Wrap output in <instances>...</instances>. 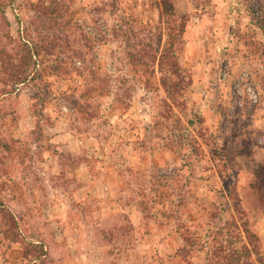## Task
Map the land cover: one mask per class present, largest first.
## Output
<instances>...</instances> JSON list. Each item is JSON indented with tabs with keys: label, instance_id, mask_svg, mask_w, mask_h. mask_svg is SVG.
<instances>
[{
	"label": "rangeland",
	"instance_id": "1",
	"mask_svg": "<svg viewBox=\"0 0 264 264\" xmlns=\"http://www.w3.org/2000/svg\"><path fill=\"white\" fill-rule=\"evenodd\" d=\"M163 1L0 0L9 22L0 17V51L41 45L45 13L64 7L82 28L84 54L42 52L21 84L0 55V174L13 182L0 196V264L12 247L16 264H186L170 257L178 227L229 208L220 191L233 187L264 250V0H170L188 20L181 64L192 81L189 108L205 122L203 138L184 141L167 140L176 119L163 118L171 101L153 61ZM122 19L142 31V64L128 57ZM95 77L102 90L84 97Z\"/></svg>",
	"mask_w": 264,
	"mask_h": 264
},
{
	"label": "trees",
	"instance_id": "2",
	"mask_svg": "<svg viewBox=\"0 0 264 264\" xmlns=\"http://www.w3.org/2000/svg\"><path fill=\"white\" fill-rule=\"evenodd\" d=\"M6 7V4H0V17L4 24L9 23ZM113 7H115L114 4ZM163 7L164 26L157 27L164 32L163 46L160 55L154 56L153 61L157 62V69L162 74L161 86L171 101L170 105H165L168 113L163 118L176 119L167 140L172 138L173 141H184L193 132L199 140L204 136L205 122L198 112L189 108L188 91L192 81L181 64V55L185 49L184 34L188 20L186 16L177 15L170 0H164ZM62 12L66 14L64 7H58L52 12L45 13L50 27L48 31H45L47 33L41 40V45H29L28 42L20 41L21 45H15L13 53H8L5 49L0 51L2 62L6 67L4 69L13 72L12 80H18L17 84L27 82L33 74H36V58L42 52L60 60H62V55L68 51H72L79 59L84 56L79 46L77 47L80 44L79 37H83L82 28L75 25L72 18L66 17L65 14L62 15ZM129 24L131 23L123 19L119 21L127 54L133 64H142L144 55L149 56L147 45L144 39L139 36L142 31L136 32L135 28L128 29ZM146 30L144 29V32ZM6 38L16 42L12 36L7 35ZM135 38L138 43L134 41ZM73 47L77 48L72 50ZM54 64L52 70L55 74L67 75L68 69L64 68L63 63ZM94 81L95 83L93 81L88 83L87 91L83 94L84 97L92 98L102 90L96 85L97 77ZM42 102L46 103L45 100ZM33 115L38 118L36 110ZM40 117L43 116L40 115ZM40 122L36 121V128L41 127ZM167 122L169 123V121ZM205 144L207 143L205 142ZM223 162H218V167H225L226 162ZM220 193L226 202H230V207L226 209V206L220 205L210 213L208 220L201 226L193 227L181 224L177 230L181 237V244L170 256L171 259H180L186 264H264L261 240L249 227L241 195L234 187L228 191L222 190ZM261 193L259 191V196L264 201L263 193ZM227 215L229 218L223 225H219L218 220L225 219Z\"/></svg>",
	"mask_w": 264,
	"mask_h": 264
},
{
	"label": "crops",
	"instance_id": "3",
	"mask_svg": "<svg viewBox=\"0 0 264 264\" xmlns=\"http://www.w3.org/2000/svg\"><path fill=\"white\" fill-rule=\"evenodd\" d=\"M28 118L30 119V126L32 127V124L34 123V118H33V113L31 111V109L28 110ZM65 147L69 148V144L67 143L65 145ZM0 183L2 184V192L0 193V196H8V195H10V192L12 190L11 188L13 187L12 180H9L8 176H3V175L0 174ZM5 236L6 235L4 234V232L0 231V253L2 252V245L4 244V241L6 240ZM39 237H41V236H39ZM40 242L41 241L38 240V243H40ZM17 250H18L17 247H12L11 248L12 258L10 257V263L9 264H16L17 263V261L15 262L14 258H13L16 255L15 251H17Z\"/></svg>",
	"mask_w": 264,
	"mask_h": 264
}]
</instances>
